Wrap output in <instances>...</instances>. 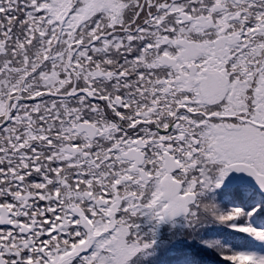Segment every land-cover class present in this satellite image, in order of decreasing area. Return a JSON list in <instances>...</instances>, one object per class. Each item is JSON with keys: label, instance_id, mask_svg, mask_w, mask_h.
<instances>
[{"label": "trees", "instance_id": "1", "mask_svg": "<svg viewBox=\"0 0 264 264\" xmlns=\"http://www.w3.org/2000/svg\"><path fill=\"white\" fill-rule=\"evenodd\" d=\"M143 1L0 0V99L8 101L19 94L33 97L44 90L66 92L64 76L67 74L71 86L73 74H79L80 59L89 66L84 80L98 83L93 79L98 76L109 82V44L113 37L120 46L122 37L128 34L126 21L137 18V12L145 15ZM222 1L210 0L205 6V0H179L174 5L190 14L207 7L213 17L222 18L219 8L215 10ZM227 2L231 10H236L238 4L246 6L241 19L252 24L264 20V1ZM130 3L134 7H128ZM254 3H260L262 8L246 14ZM178 10L172 7L170 12L175 11L173 15L180 19L176 17ZM100 35V41L90 47H76V43L89 42ZM250 45L240 55L239 64L245 66L250 58L264 54L262 39H253ZM100 63L106 67L102 75L95 73ZM61 84L63 89L56 92ZM61 97L39 98L56 100L60 105ZM69 99L75 101L76 97ZM32 101L14 100V119L0 129V206L7 212L6 224L0 225V264H56L58 257L68 255L73 256L69 264H119L115 242L122 237L123 229H127V246L139 245L135 251L143 248L130 262L133 248L126 264H155L156 261L137 259L152 257L175 264H264L263 193L242 184L235 174V183L226 185L231 178L205 160L204 168L195 171L196 186L187 183L185 187L186 192L194 194L189 213L167 222L163 215L165 203L152 204L153 190L112 176L106 154L101 153L100 166H94L96 154L87 145L83 152H90V161L80 167L81 172L63 175L59 169L71 154L65 145L75 147L77 139L74 134H64V144L57 154H51L48 134H30L26 129L31 122L20 120L27 113L31 118L32 108L28 107L33 106ZM17 108L19 117L14 113ZM11 123L22 126L18 133L25 128L21 139L14 127L10 128ZM73 156L81 162L85 160L78 150ZM117 159H121L119 151ZM38 161L49 162L48 179L35 173ZM125 194L135 196L145 206L151 205L155 218L135 214L127 198L115 211L116 195L125 198ZM33 224L31 232L22 231L23 226L31 228Z\"/></svg>", "mask_w": 264, "mask_h": 264}, {"label": "flooded vegetation", "instance_id": "2", "mask_svg": "<svg viewBox=\"0 0 264 264\" xmlns=\"http://www.w3.org/2000/svg\"><path fill=\"white\" fill-rule=\"evenodd\" d=\"M143 2L145 15L137 12V18L126 21L128 34L121 45L113 37L109 44V82L98 76L93 78L98 83L84 80L89 66L80 59L73 84L69 86L65 74L63 84L68 91L56 93L63 96L60 105L48 98L31 100V134H48L51 154L64 144V134H74L77 145L70 147L84 155L87 145L96 154L94 166H100V154H106L112 176L119 171L122 181L149 184L154 193L158 186L161 199L167 202L177 191L176 201L191 195L185 193L186 184L196 186L195 171L204 168L205 160L216 164L224 175L229 170L235 174L232 165L236 163L261 171L264 162L259 165L255 156L260 151H252V158L238 148V139L248 140L250 134H256L254 146H260L259 135L264 139V118H260L264 117V68L259 70L264 54L250 58L245 66L239 64L253 39L264 41V36L254 35L261 22L229 18L227 4L225 15L215 18L212 13H188L174 5L179 0ZM172 7L179 9L176 17L180 19L173 15L175 11L170 12ZM247 36L250 43L245 45ZM95 39L78 42L76 47L88 48L97 43ZM105 68L100 63L95 73L102 75ZM67 94L72 95L64 97ZM75 97V101L69 99ZM14 104H10V120ZM7 106L8 101L5 115ZM18 111L14 112L17 117ZM15 125L11 123L10 128ZM103 145L108 147L102 149ZM70 153L71 161L75 158ZM171 184V189L164 187Z\"/></svg>", "mask_w": 264, "mask_h": 264}, {"label": "rangeland", "instance_id": "3", "mask_svg": "<svg viewBox=\"0 0 264 264\" xmlns=\"http://www.w3.org/2000/svg\"><path fill=\"white\" fill-rule=\"evenodd\" d=\"M241 1V0H240ZM260 1H264V0H260ZM210 2V0H205V6H206V4H208ZM261 3V2H260ZM260 3H254V4H252V6L251 7H249V11L246 13V14H250V13H253V11L254 10H256V9H258V8H262V6L260 5ZM226 4H227V13H228V17L229 16H231V15H233L234 17H241L242 16V14H244V7H246V6H244L243 8H241L240 6H238L237 5V7H236V10H234L233 8H232V10L230 9V7L228 6L229 5V3L228 2H221V3H219L218 5H216L217 7L215 8V10L217 9V8H219L218 10L220 11V13L222 14V17H223V15H225V7H226ZM208 6H211V5H208ZM209 11V10H208ZM208 11H207V7L206 8H204V9H202V10H199V11H194V16H203V15H205V14H207L208 13ZM233 17V18H234ZM229 18H232V17H229ZM239 19H241V18H239ZM238 20V19H237ZM259 31H260V33H259ZM257 34H260L259 36H264V20L263 21H261V23H260V27H259V29L256 31V33L254 34L255 36H258ZM247 42H244L243 44H249L250 42V36H247ZM246 40V39H245ZM256 65V64H255ZM256 67H258L257 65H256ZM260 67V68H259ZM259 70H261V69H263L264 68V60L263 61H261V63H260V65H259ZM262 71V70H261ZM263 72V74H264V71H262ZM263 82H264V76H263ZM17 89V88H16ZM61 89H63V86H62V84L61 85H59V86H57L56 87V92H58V91H60ZM18 90H20V89H18ZM17 91V90H16ZM42 93H44V94H47V95H51V96H54V95H56V93H51V92H44V91H41ZM37 94H39V93H37ZM37 94H35L34 96H36ZM17 97H20V98H24L23 97V95H21V94H19V95H17ZM6 105H7V101H5L4 99H0V125L1 124H3L4 122H5V119L3 120V121H1V117L2 116H4V114H5V110H6ZM25 108V107H24ZM29 109L30 108H32V107H28ZM5 117V116H4ZM21 117V116H20ZM260 118H264V117H262V116H260ZM25 119H27V121H29L30 122V113H27V114H25L24 116H23V119H21L20 118V120L21 121H23V122H25ZM20 129H22V126H21V128H17V127H14L13 128V131H14V133L17 135V134H19L18 136H17V138L18 139H21L22 138V134H23V131H25V128H24V130H22V132H20V133H18L19 132V130ZM27 132L28 133H30L31 134V132H34V130H32V128H31V126L29 125L28 127H27ZM251 136L249 137V139L247 140L246 138H240V139H238V142H239V146H238V148L240 147V150H241V153H243V154H250V155H252V158H253V154H252V151L254 152V151H260V155L259 154H255V156H256V158H257V160L259 161V165H260V162H264V160H263V153H264V151H262V150H264V148H262V150H260V147L262 146V143H264V139H263V136L262 135H259L258 136V140H259V144H260V146L258 147V146H254V136L256 135V134H250ZM20 142H22V141H20ZM65 149L67 150V151H69V152H72L73 151V153H76L77 152V150L75 149V150H73L72 149V147H70V146H65ZM49 150H51V148L49 149ZM83 157H84V159L85 160H83L82 162H81V159H79V158H76V159H74V160H69V159H71V156H67L65 159H63L64 160V164H65V168H63V167H61L60 169H59V166L58 165H56V168L57 169H59V171L60 172H62L63 173V175H66L67 173H69V172H74V171H76V170H78V172H81L80 170H82V168H80L83 164H87V162H89L90 161V156H89V154H87V153H85L84 155H83ZM49 162H52V161H49ZM49 162H40V161H38V164H37V166H36V169H35V173L38 175V177L39 178H41L40 176H42L43 178H45V179H48L49 178V173H50V168L47 166V164L49 163ZM105 163H107V162H105ZM79 168V169H78ZM96 169H94V171H95ZM261 171H263L262 173H264V165H263V168L261 169ZM260 171V172H261ZM84 174L86 175V172L84 171ZM93 174V173H92ZM117 176H120V177H122V173H118V175ZM227 177H230L231 179L229 180V182L226 184V185H229V186H232L235 182L234 181H236V179L233 177V173L231 172V170H229L228 171V173H227V175H226ZM52 178H54L53 176H52ZM68 185V184H67ZM144 186H146V189H151L152 190V186L151 185H149V184H146V185H144ZM191 188V187H190ZM127 194H125L124 195V197L125 198H122L121 196H119V195H116V197H115V206H114V210L116 211V209H117V207L121 204V202L124 200V199H128V202L130 203V207L131 208H133V212L135 213V214H140V215H147V217H149L150 219H154L155 218V212L153 211V209H152V207H151V205H147V206H145V205H143L141 202H138L137 200H136V197L135 196H133V195H130V194H128L127 196H126ZM88 196H90L89 194H88ZM186 196V195H185ZM151 197H152V200L154 201V203H152V204H154V205H156V206H159V204L161 203V204H163V202L165 203V207H167V205H168V203H167V201H163L162 199H161V197H160V192H159V187L157 186V188H156V192L153 194V195H151ZM141 198V197H140ZM185 198V197H184ZM194 198L190 195V196H186V198H185V200L186 201H181V202H184L185 204H188V206L190 207V204L192 203V200H193ZM99 203H103L101 200H99L98 201ZM170 203H172V202H170ZM181 203L179 202L178 204H176L177 206H179ZM183 204V203H182ZM155 206H153V208H154ZM142 210H144V211H142ZM142 212H144V214H141ZM0 215H1V217H0V225H4V224H6V222H7V212H6V210L3 208V207H1L0 206ZM168 217H170V215H167ZM182 216H185V215H182ZM182 216H180V217H182ZM168 217H165L164 216V219H165V221H167V222H172V221H175V220H178L180 217H178V218H173L172 220H170V221H168L167 219H168ZM171 218V217H170ZM33 227H34V224L32 225V227L30 228V227H27V226H23L22 227V231L25 233V234H27V233H29V232H31V230L33 229ZM184 227H187V225H184ZM126 234H127V229H123V232H122V237L118 240V241H116L115 242V244H116V246L118 247V249H119V254H118V262H119V264H126V262H127V260H129L130 259V257H131V252L133 251V248H134V254H133V256H132V258L129 260L130 262H132L133 260V258L135 257V255L138 253V252H140V251H142L143 250V248H139L138 249V251H135V249H137L138 247H139V245H136V246H134V247H131V246H127L126 245V241H125V237H126ZM83 250V249H82ZM78 251H80V250H78ZM73 256L71 257L70 255H68V256H65V257H58L57 258V262H56V264H69L73 259ZM137 259H139V260H142V261H146L147 263L148 262H151V261H156V263L155 264H175V263H173V262H169V261H167V260H165V259H163V258H159V257H152V258H137ZM1 264H3V261H1ZM128 264V263H127Z\"/></svg>", "mask_w": 264, "mask_h": 264}, {"label": "water", "instance_id": "4", "mask_svg": "<svg viewBox=\"0 0 264 264\" xmlns=\"http://www.w3.org/2000/svg\"><path fill=\"white\" fill-rule=\"evenodd\" d=\"M245 1H256V0H245ZM99 40V37L94 41L97 42ZM187 50V48H186ZM70 61H71V57H70ZM70 67V65H69ZM76 86V79H75V83L73 86V89H75ZM42 94L37 95L36 97H34V99L40 97ZM72 94H67L64 95V97H70ZM62 96V95H59ZM13 100H20V101H25V100H33L32 98L29 99H24V98H19V97H13L10 98V100L8 101V106H7V114H6V119L5 122L3 124L0 125V128L3 127L4 125H6L8 123L9 120V115H10V104ZM82 129V125L79 126V130ZM167 167H169V165H167ZM232 169L233 171L237 174V176L240 178L241 182L245 185H248L254 189H256L257 191L261 192L264 194V173H261L260 171H258L255 167L247 164V163H236L234 165H232ZM169 172H172V170H170V168H168ZM171 185H165L164 187H167V189H171ZM181 188V187H180ZM179 189V188H178ZM180 190V189H179ZM177 191V188H176ZM179 191L175 192L174 194L177 195L176 193H178ZM170 195L169 196V200L170 202H168L167 207L163 208V214L165 217H168L167 215H170V217H168V221L172 220L173 218H178L182 215H187L189 213V206L188 204L184 205L182 204L181 201H176L173 200L175 198V195ZM181 203L179 206H177L176 204ZM174 207L173 210H171ZM179 207V208H176Z\"/></svg>", "mask_w": 264, "mask_h": 264}, {"label": "bare ground", "instance_id": "5", "mask_svg": "<svg viewBox=\"0 0 264 264\" xmlns=\"http://www.w3.org/2000/svg\"><path fill=\"white\" fill-rule=\"evenodd\" d=\"M183 203V205H184V202H182ZM176 208H179V207H176ZM174 209V207L171 209V210H173Z\"/></svg>", "mask_w": 264, "mask_h": 264}]
</instances>
